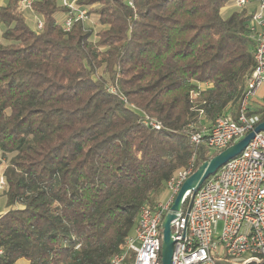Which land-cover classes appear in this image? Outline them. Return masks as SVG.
I'll use <instances>...</instances> for the list:
<instances>
[{
    "label": "trees",
    "instance_id": "1",
    "mask_svg": "<svg viewBox=\"0 0 264 264\" xmlns=\"http://www.w3.org/2000/svg\"><path fill=\"white\" fill-rule=\"evenodd\" d=\"M20 1L0 6V264H110L175 173L222 152L191 133L237 119L254 12L223 18L233 0H82L102 31L65 32L61 0H33L36 31ZM248 116L264 122V105Z\"/></svg>",
    "mask_w": 264,
    "mask_h": 264
},
{
    "label": "built area",
    "instance_id": "2",
    "mask_svg": "<svg viewBox=\"0 0 264 264\" xmlns=\"http://www.w3.org/2000/svg\"><path fill=\"white\" fill-rule=\"evenodd\" d=\"M82 0H61L66 9L62 28L71 30L75 23L87 24L89 9ZM33 0H21L32 10ZM132 4V0H129ZM238 7L255 5L250 22V37L255 43V67L237 119L217 117L211 127L202 126L191 133L196 147L225 150L255 129L249 118L251 100L264 87V0H235ZM34 13V12H33ZM36 28L43 20L34 13ZM145 124L160 129L157 120L145 117ZM193 167L180 170L167 183V197L155 207L140 209L137 225L126 238L124 249L110 264H162L163 228L181 186ZM4 184V180L1 181ZM175 241L173 264H264V132L256 135L245 151L208 178L195 193H188L182 209L172 222Z\"/></svg>",
    "mask_w": 264,
    "mask_h": 264
},
{
    "label": "water",
    "instance_id": "3",
    "mask_svg": "<svg viewBox=\"0 0 264 264\" xmlns=\"http://www.w3.org/2000/svg\"><path fill=\"white\" fill-rule=\"evenodd\" d=\"M261 132H264V122L256 126L255 129L247 134L241 141L231 145L209 161L203 163V165L183 183L171 207V211L166 215L162 224V264H173L172 259L175 241L172 233V222L177 218V213L181 211L186 195L188 193L197 192L208 178L215 175L228 162L241 155L255 139L256 135Z\"/></svg>",
    "mask_w": 264,
    "mask_h": 264
},
{
    "label": "crops",
    "instance_id": "4",
    "mask_svg": "<svg viewBox=\"0 0 264 264\" xmlns=\"http://www.w3.org/2000/svg\"><path fill=\"white\" fill-rule=\"evenodd\" d=\"M126 1V0H125ZM8 0H0V6L6 5ZM240 11V8H238L235 4V0L231 1L226 7H224L221 11L223 18H228L232 13ZM2 26V25H0ZM202 89H208L211 88L212 85L210 84H202ZM264 105V87H261L257 93V96L251 100V103L249 105L250 111H255L257 108ZM229 113V112H228ZM228 115H231L229 113ZM7 168V161L2 160V163L0 164V216L5 214L8 211L7 206V196H6V183L4 179V173ZM2 180H4V184H2Z\"/></svg>",
    "mask_w": 264,
    "mask_h": 264
},
{
    "label": "rangeland",
    "instance_id": "5",
    "mask_svg": "<svg viewBox=\"0 0 264 264\" xmlns=\"http://www.w3.org/2000/svg\"><path fill=\"white\" fill-rule=\"evenodd\" d=\"M126 1H129V0H126ZM236 4V3H235ZM236 6H237V4H236ZM238 7V6H237ZM238 8H240V7H238ZM243 8H245V7H243ZM243 8H240V11L243 9ZM246 8H248V10H249V12L250 13H253L255 10H256V6L255 5H248ZM20 10L25 14V18H26V21H27V23L29 24V26L32 28V29H34V30H36V31H39V30H37V28H36V17H35V15H34V13H33V11H30V10H26L22 5H21V1H20ZM33 10V9H32ZM88 27H90V28H93L94 29V31H95V33H99L100 31H102V29H103V27H101L99 24H98V20H97V17L95 16V15H90V20H89V22H87V24H86ZM5 29H6V27H5V25H2V26H0V42H5V40L3 39V33H4V31H5ZM110 87V89L112 90V92H115V89L114 88H111L112 86H109ZM181 170H183V169H181ZM180 171V170H179ZM179 171H177V172H179ZM176 172V173H177ZM175 173V174H176ZM166 197H167V191L165 190V192L163 193V194H161L160 196H159V198L157 199V202H156V204L157 203H159V202H162V201H164L165 199H166ZM17 264H28V262L26 261V260H21L20 262H18Z\"/></svg>",
    "mask_w": 264,
    "mask_h": 264
}]
</instances>
